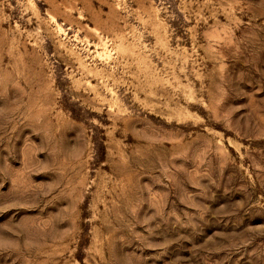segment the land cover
<instances>
[{"label":"rangeland","instance_id":"obj_1","mask_svg":"<svg viewBox=\"0 0 264 264\" xmlns=\"http://www.w3.org/2000/svg\"><path fill=\"white\" fill-rule=\"evenodd\" d=\"M0 264H264V0H0Z\"/></svg>","mask_w":264,"mask_h":264}]
</instances>
